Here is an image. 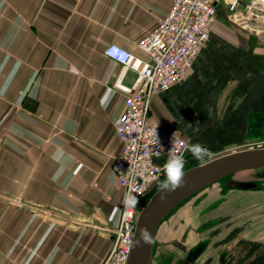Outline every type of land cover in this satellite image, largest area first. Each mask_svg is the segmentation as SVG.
Masks as SVG:
<instances>
[{
  "label": "crops",
  "instance_id": "0c3cea01",
  "mask_svg": "<svg viewBox=\"0 0 264 264\" xmlns=\"http://www.w3.org/2000/svg\"><path fill=\"white\" fill-rule=\"evenodd\" d=\"M173 3L0 0V264H102L111 251L125 199L114 123L137 73L104 51L144 58L138 43ZM150 118L211 153L263 141L264 33L221 3L192 70Z\"/></svg>",
  "mask_w": 264,
  "mask_h": 264
},
{
  "label": "built area",
  "instance_id": "2783aa9c",
  "mask_svg": "<svg viewBox=\"0 0 264 264\" xmlns=\"http://www.w3.org/2000/svg\"><path fill=\"white\" fill-rule=\"evenodd\" d=\"M221 3L227 4L238 25L264 33V0H174L156 29L138 43L144 58L117 44L104 51L108 59L136 72L137 78L123 87L124 111L114 123L124 148L114 159L113 172L125 199L119 224L109 231L113 247L102 264H128L141 211L138 203L166 179L158 159L167 157L171 148L183 159L190 153V143L178 131L151 120L152 101L188 76L209 42ZM160 147L164 151L157 158Z\"/></svg>",
  "mask_w": 264,
  "mask_h": 264
},
{
  "label": "rangeland",
  "instance_id": "374dc122",
  "mask_svg": "<svg viewBox=\"0 0 264 264\" xmlns=\"http://www.w3.org/2000/svg\"><path fill=\"white\" fill-rule=\"evenodd\" d=\"M254 148H264V140L243 149L208 152L202 159L189 153L184 170ZM263 172L264 168L230 176L173 210L158 229L150 264H264ZM234 183L249 187L234 188Z\"/></svg>",
  "mask_w": 264,
  "mask_h": 264
},
{
  "label": "water",
  "instance_id": "95a60500",
  "mask_svg": "<svg viewBox=\"0 0 264 264\" xmlns=\"http://www.w3.org/2000/svg\"><path fill=\"white\" fill-rule=\"evenodd\" d=\"M263 168L264 148H254L226 154L184 170L182 187L172 193H167L161 187L141 209L136 224L133 251L128 264H150L152 247L159 227L173 210L189 198L230 176ZM262 175L264 177V172ZM231 186L243 189L249 187V185L238 183ZM145 228L151 234V241L147 244L140 241L141 230Z\"/></svg>",
  "mask_w": 264,
  "mask_h": 264
},
{
  "label": "clouds",
  "instance_id": "9594fccd",
  "mask_svg": "<svg viewBox=\"0 0 264 264\" xmlns=\"http://www.w3.org/2000/svg\"><path fill=\"white\" fill-rule=\"evenodd\" d=\"M189 126L191 127L192 125L189 124ZM163 151V148L160 147V151L156 152L157 158L161 156ZM190 152L194 157H196V159H202L206 154H208V149L202 144L196 143L190 146ZM184 164V159L180 155L176 154L171 148L167 153V160L163 165L166 179L161 185L162 189L166 190L167 193L175 192L178 188L183 186V178L185 176ZM140 241L146 244L151 241V234L147 228L141 230Z\"/></svg>",
  "mask_w": 264,
  "mask_h": 264
},
{
  "label": "trees",
  "instance_id": "16d2710c",
  "mask_svg": "<svg viewBox=\"0 0 264 264\" xmlns=\"http://www.w3.org/2000/svg\"><path fill=\"white\" fill-rule=\"evenodd\" d=\"M191 153V152H190ZM160 187H158L157 189H155L154 191H152L151 193H149L146 197H144L143 199H141L138 203V208L141 210L149 201V199L153 196V194L159 189Z\"/></svg>",
  "mask_w": 264,
  "mask_h": 264
},
{
  "label": "flooded vegetation",
  "instance_id": "af4514ba",
  "mask_svg": "<svg viewBox=\"0 0 264 264\" xmlns=\"http://www.w3.org/2000/svg\"><path fill=\"white\" fill-rule=\"evenodd\" d=\"M189 264H191V263L189 262Z\"/></svg>",
  "mask_w": 264,
  "mask_h": 264
}]
</instances>
